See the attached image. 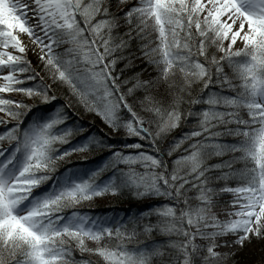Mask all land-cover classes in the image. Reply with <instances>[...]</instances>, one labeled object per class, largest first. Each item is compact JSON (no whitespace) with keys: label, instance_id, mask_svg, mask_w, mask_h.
<instances>
[{"label":"snow or ice","instance_id":"1","mask_svg":"<svg viewBox=\"0 0 264 264\" xmlns=\"http://www.w3.org/2000/svg\"><path fill=\"white\" fill-rule=\"evenodd\" d=\"M0 264H264V0H0Z\"/></svg>","mask_w":264,"mask_h":264},{"label":"trees","instance_id":"2","mask_svg":"<svg viewBox=\"0 0 264 264\" xmlns=\"http://www.w3.org/2000/svg\"><path fill=\"white\" fill-rule=\"evenodd\" d=\"M82 118L84 120H91L92 117L87 115V114H82ZM127 203L128 201L126 199H118V198H113V197H102V198H96L94 202H92L91 204H85V208H93V209H106V208H112V207H115L117 209L119 208H123V207H126L127 206ZM111 214V213H109ZM144 239V238H142ZM158 239V242L160 240V238H157ZM91 244V242H89ZM76 258L77 259H80V253L77 252L76 253ZM85 258L87 259L88 257L85 256ZM247 258V256L245 255H241L239 254L237 259L240 260V259H243L245 260ZM92 259H95V257H92ZM254 259H258V257H249V259H247L246 261H249V260H254Z\"/></svg>","mask_w":264,"mask_h":264},{"label":"rangeland","instance_id":"3","mask_svg":"<svg viewBox=\"0 0 264 264\" xmlns=\"http://www.w3.org/2000/svg\"><path fill=\"white\" fill-rule=\"evenodd\" d=\"M227 199V198H226ZM241 255H246L247 256V258L245 259V261L247 260V259H249V257L251 258V257H255V256H251L250 254H249V249H245L242 253H241Z\"/></svg>","mask_w":264,"mask_h":264}]
</instances>
